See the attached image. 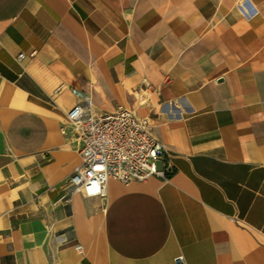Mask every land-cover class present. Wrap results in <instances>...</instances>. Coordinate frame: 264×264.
Masks as SVG:
<instances>
[{
	"label": "crops",
	"instance_id": "crops-1",
	"mask_svg": "<svg viewBox=\"0 0 264 264\" xmlns=\"http://www.w3.org/2000/svg\"><path fill=\"white\" fill-rule=\"evenodd\" d=\"M76 103L147 119L167 178L63 185ZM177 255L264 264V0H0V264Z\"/></svg>",
	"mask_w": 264,
	"mask_h": 264
},
{
	"label": "built area",
	"instance_id": "built-area-1",
	"mask_svg": "<svg viewBox=\"0 0 264 264\" xmlns=\"http://www.w3.org/2000/svg\"><path fill=\"white\" fill-rule=\"evenodd\" d=\"M65 122L79 141L80 163L63 181L73 191L86 197H104L109 179L167 178L170 166L166 163L158 168L165 157L163 144L153 136L149 121L132 110L98 111L89 104L76 103L65 111ZM174 262L186 264L183 255L175 256Z\"/></svg>",
	"mask_w": 264,
	"mask_h": 264
}]
</instances>
